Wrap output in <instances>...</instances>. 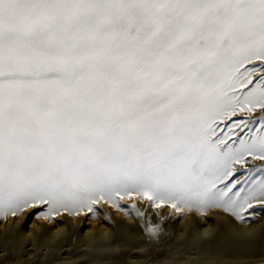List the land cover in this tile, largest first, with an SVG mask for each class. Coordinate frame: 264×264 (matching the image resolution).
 Masks as SVG:
<instances>
[{
  "label": "snow or ice",
  "instance_id": "1",
  "mask_svg": "<svg viewBox=\"0 0 264 264\" xmlns=\"http://www.w3.org/2000/svg\"><path fill=\"white\" fill-rule=\"evenodd\" d=\"M103 206L160 245L215 211L193 264H264L235 231L264 221V0H0V225ZM21 237L0 233V264H37Z\"/></svg>",
  "mask_w": 264,
  "mask_h": 264
},
{
  "label": "rangeland",
  "instance_id": "2",
  "mask_svg": "<svg viewBox=\"0 0 264 264\" xmlns=\"http://www.w3.org/2000/svg\"><path fill=\"white\" fill-rule=\"evenodd\" d=\"M168 211L170 212V210ZM153 212H155V210H153ZM179 216V213L175 214L172 216L171 221L168 222L167 230L169 236L167 242L163 245L152 243L151 240L141 234L131 235L130 233L120 231L118 235L119 237H122V239L118 240L116 229L111 227V223L118 218L115 217L113 210L109 206H103V212H97V214L92 217L95 223L102 222L103 220L104 222H108V235L97 234L96 231V233L94 232V234H92L93 237L84 242L82 239L85 238V224H83L84 226H81L80 222L84 220V216L81 215L76 218L77 223L75 225L69 223V226H75V230L67 228L64 233H61L62 236L78 232V241L76 240L74 243L65 246L63 249H59L57 237H51L49 238V243H44L45 237H41L40 235L43 233L44 226L47 224L56 225L55 221L44 220L40 217L33 216L28 218L27 224L23 222L19 226H17V224L14 226L17 232L23 233L30 228L33 222L41 223L42 227L39 230L40 234L38 236L34 235L36 238L31 236L26 243H22L35 253V255L29 260L37 261V264H48V261L53 256V252L50 251V249H56L55 255L59 257V259L56 260V264H98V262L93 259L94 249H97L98 247H110L112 249L109 253L110 258L105 264H193L194 258L199 257L197 248L200 246V241L208 237L207 232H205V226L200 225L196 219H193L190 227L180 233L172 235V222L175 223L177 221L179 223V220L177 219ZM70 218L71 217H68L67 219ZM60 219H64V217H60ZM133 223H135L134 220H132V224ZM4 229H6V227ZM81 236H84V238ZM37 241L42 246L37 243ZM137 244L141 245V247L137 248ZM145 250L151 251L153 257H148Z\"/></svg>",
  "mask_w": 264,
  "mask_h": 264
},
{
  "label": "bare ground",
  "instance_id": "3",
  "mask_svg": "<svg viewBox=\"0 0 264 264\" xmlns=\"http://www.w3.org/2000/svg\"><path fill=\"white\" fill-rule=\"evenodd\" d=\"M166 211H168V209H166ZM114 215L116 218H118V219H115L116 221H121V220L126 221L127 224L131 226L128 229L121 228L120 232L130 233L131 235H133V234L134 235L135 234L140 235L138 230L133 231V229H136L137 226H136V223L132 224L133 219L130 216L125 215V213L122 211L121 212H115ZM208 216L213 217V221L207 223V225L205 226V232H207V236H209L210 234H212L214 232L219 231L221 228V225L223 224L221 214H219L215 211H212V212L208 213ZM193 219H194L193 216L190 214L184 215L183 219L179 220V223L177 221H176L177 223L172 222L173 226H172L171 231L174 232L175 234H177V233L182 232L183 230H186L188 227L191 226V222L193 221ZM201 219L202 218H196V220L198 221V223L200 225H202L200 222ZM92 220H88L85 223V238H84V236H81L84 238V239H82L84 242L87 241L88 239H90L91 237H93L92 234H94V232L96 233V231H97V234H101V235H105V236L109 234V224L107 225V223H108L107 221L104 222V220H103L102 222L100 221L98 223H95L94 220L93 221ZM115 220H114V222H116ZM24 221H25V216H21L19 218V221H13V222H7L6 221V222H4L3 225H0V231L2 233V231L5 227L9 228L10 226L15 225V224H17V226H19ZM68 221L70 224H74V225L77 223L76 219L73 220L70 218V219H68ZM69 223H68V225H62V226L47 224L46 226L43 227V233L40 234L39 230L42 227L41 223H36V222L34 223L33 222L32 225L30 226V228L27 231L22 233L23 237L21 238V243H26V241H28L31 238V236H34V235L38 236L39 234L41 235V237H45L44 243H46V242L49 243L50 242L49 238L61 237V233H64L67 230V228H70V229L72 228V230H75V228H74L75 226L71 225L72 226L71 227V226H69ZM14 228H15V226H14ZM249 229H252L257 235L259 233L258 238L264 237V221H261L260 223H258L256 225L239 224V225L235 226V231H241L242 230L243 232L246 233V232H248ZM15 231H17L16 228H15ZM235 231L233 234H235ZM35 236H34V238H36ZM87 237H89V238H87ZM39 240H40V238H39ZM31 243H33V242H31ZM37 243H39V242L37 241ZM37 243H35V244H37ZM31 245H33V244H31ZM33 246H35V245H33ZM32 253H34V252L31 249H29L28 260L33 256Z\"/></svg>",
  "mask_w": 264,
  "mask_h": 264
}]
</instances>
